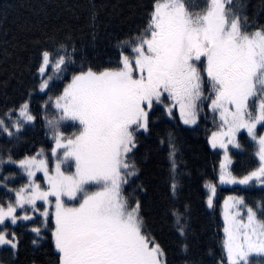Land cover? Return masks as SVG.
<instances>
[{
	"label": "snow or ice",
	"instance_id": "6c2138e0",
	"mask_svg": "<svg viewBox=\"0 0 264 264\" xmlns=\"http://www.w3.org/2000/svg\"><path fill=\"white\" fill-rule=\"evenodd\" d=\"M90 26L95 41V14ZM115 47L118 58L107 66L88 61L70 35L41 47L36 87L18 106L0 112V135L19 142L38 119L31 109L33 93L47 95L55 80L71 73L62 91L40 106L39 119L55 141L50 152L0 153V246L13 256L20 248L15 226L28 221L33 245L51 234L56 264H167L143 214L147 156L138 159L141 138L152 135L157 112L173 118L178 111L182 124L194 130L201 105L207 107L216 124L208 144L223 150L218 182L264 186V23H250L243 5L233 0H208L199 13L190 12L183 0H152L145 22ZM65 121L74 122L68 126L76 131H61ZM241 130L258 163L235 175L230 146L246 151L238 139ZM158 146L166 151L169 200L175 201L177 137L169 131L158 137ZM9 166L17 170L8 171ZM18 178L23 182L17 184ZM204 186L211 208L217 185L206 179ZM225 203L231 211L224 217L225 256L218 264H249L251 254H264V207L247 205L242 196H229ZM187 213V205L183 211L175 203L168 209L184 241ZM181 247L187 252L189 244Z\"/></svg>",
	"mask_w": 264,
	"mask_h": 264
},
{
	"label": "trees",
	"instance_id": "16d2710c",
	"mask_svg": "<svg viewBox=\"0 0 264 264\" xmlns=\"http://www.w3.org/2000/svg\"><path fill=\"white\" fill-rule=\"evenodd\" d=\"M192 13L202 12L208 0H183ZM243 5V12L250 23H264V0H233ZM152 0H0V112L18 106L26 93L36 87L35 63L41 47H52L54 43L66 41L70 35L78 46H83L85 58L94 65L107 66L118 58L115 47L118 39L141 26L146 19ZM95 14L96 39L92 41V16ZM67 73L62 80H56L47 95L33 93L31 109L38 116L35 126L27 128L19 142L0 135V153L11 150L14 157L34 154L43 149L49 153L54 146L47 128L40 116V106L48 96L58 95L70 79ZM48 115H52L49 109ZM213 115L203 106L199 127L183 125L178 111L169 118L160 112L150 137H142L138 159L143 160V177L148 185V195L141 196L144 203L143 214L155 237L166 252L167 264H218L222 256L224 240V219L222 204L229 196H242L247 205L264 207V186L259 184L241 186L218 182L219 149H212L208 136L216 130ZM71 123H65L62 131L66 135L75 132ZM173 132L178 140V181L177 200H169L167 181L169 163L166 151L158 146V137ZM238 139L246 151L233 150V174L240 175L250 165L258 163L251 149L250 138L242 132ZM231 147V146H230ZM60 151V150H59ZM8 171H16L9 166ZM26 179V178H25ZM216 183V193L211 208L207 206L205 180ZM23 182L19 178L16 183ZM0 190V198H3ZM172 203L183 211L188 206V239L184 241L173 225L168 209ZM38 214H35V216ZM34 216V219H35ZM31 222H18L15 231L20 238V248L15 256L4 246H0V264H56L57 253L51 234L46 232L45 240L33 245L34 233ZM189 244L185 252L181 245ZM258 264H264L260 258Z\"/></svg>",
	"mask_w": 264,
	"mask_h": 264
},
{
	"label": "rangeland",
	"instance_id": "374dc122",
	"mask_svg": "<svg viewBox=\"0 0 264 264\" xmlns=\"http://www.w3.org/2000/svg\"><path fill=\"white\" fill-rule=\"evenodd\" d=\"M53 75H55V73H53ZM56 81V80H55ZM54 81V82H55ZM53 84V83H52ZM206 95H207V93H205ZM203 106L204 105H201V109L203 108ZM209 110V109H208ZM210 112V111H209ZM211 113V112H210ZM213 121V120H212ZM65 123H74V122H71V121H65V122H63L62 123V125H61V131H62V129H63V127H64V125H65ZM72 131H76V128H73L72 129ZM242 132H244L246 135H247V133H246V130H241V132L240 133H242ZM240 133H238V136H239V134ZM51 135V134H50ZM220 150V149H219ZM58 152H59V150H57ZM221 151V154H222V158H223V150H220ZM233 151V149H231V147H230V154H231V152ZM45 154H48V153H45ZM66 169L68 168V165L66 164L65 166H64ZM69 170H74V166L71 168V169H69ZM37 176L38 177H42V173H38L37 174ZM41 183H43V181L41 180ZM220 185H222V184H220ZM227 185H231V184H226L225 186H227ZM223 186V185H222ZM215 196V195H214ZM233 197H235V196H233ZM214 198V197H213ZM227 201V199L224 201V204H222V208H221V211H222V216H223V219H224V217H225V213H227V212H230L231 211V209L230 208H228L227 206H226V202ZM42 202H37V206H39L40 204H41ZM229 204L231 203L230 201L228 202ZM35 216V215H34ZM241 216H244V212L243 211H241ZM244 218L246 219V216H244ZM224 223H225V219H224ZM225 235V234H224ZM1 248V247H0ZM260 258H264V254H251L250 256H249V264H258V262L260 261Z\"/></svg>",
	"mask_w": 264,
	"mask_h": 264
}]
</instances>
